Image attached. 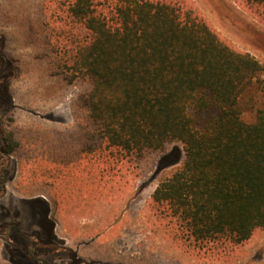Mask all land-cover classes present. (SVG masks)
<instances>
[{"label": "trees", "instance_id": "16d2710c", "mask_svg": "<svg viewBox=\"0 0 264 264\" xmlns=\"http://www.w3.org/2000/svg\"><path fill=\"white\" fill-rule=\"evenodd\" d=\"M236 2L264 23V0ZM0 70L19 196L51 213L95 192L113 202L180 142L183 164L146 207L153 232L222 260L264 229V65L191 0H2ZM75 88L62 128L52 112Z\"/></svg>", "mask_w": 264, "mask_h": 264}, {"label": "rangeland", "instance_id": "374dc122", "mask_svg": "<svg viewBox=\"0 0 264 264\" xmlns=\"http://www.w3.org/2000/svg\"><path fill=\"white\" fill-rule=\"evenodd\" d=\"M191 2L196 10L203 14L225 39L239 50L250 53L264 65V23L244 10L236 0H226L227 4H224V6H221L218 1L191 0ZM0 73H3L2 70H0ZM76 92L77 88L70 94V97L58 103L52 112L58 122L57 124L62 128L72 127L73 119L70 113V102ZM256 98L258 107L262 106L264 99L260 98V95ZM45 114V112L42 113V116H45ZM245 117L248 118L249 115L246 114ZM5 159H7L6 163L8 162L7 169L5 168L8 179L6 191L11 195L9 181L16 172L15 160L12 157ZM184 160V147L180 142H175L165 152L155 157L154 167L150 173L137 179L130 190L122 196H119L118 192H114L116 197L113 202H110L113 197L107 194L100 198H95L99 196L96 192L87 194L91 197L92 203L85 206L82 202V207L85 210L71 209L64 213L61 210H52L50 219H56V231L59 230L61 234L71 237V240L69 239L71 242L82 239L98 240V242L97 240L94 241L93 244H85L83 248L81 247L76 251L78 256H81L88 263L264 264V229L257 230L247 244L239 248L234 255L222 260L195 259L187 256L153 232L146 217L148 201L157 186L180 167ZM57 185L59 188H64L62 184L59 185V181ZM17 190L23 193L28 192V195L31 194L29 191H33L26 186H20L18 182ZM6 199L14 202L16 205H12L17 208L11 209L6 217H2L3 223L17 222L18 229L30 235L34 231V226L37 227L38 224L32 222V217L27 211H24L25 203L17 200L15 196L14 199L16 200L10 196H7ZM34 207H38V205L34 203ZM0 214L3 215V212H0ZM0 223L2 224L1 220ZM62 225H69L73 231L69 229L66 233H63L61 231ZM4 228L0 225V229ZM67 245L70 246L73 243ZM99 247L105 253H102ZM107 258L113 263L109 262Z\"/></svg>", "mask_w": 264, "mask_h": 264}, {"label": "flooded vegetation", "instance_id": "af4514ba", "mask_svg": "<svg viewBox=\"0 0 264 264\" xmlns=\"http://www.w3.org/2000/svg\"><path fill=\"white\" fill-rule=\"evenodd\" d=\"M8 100L1 96L0 92V245L4 248L3 254L5 256L12 257L14 259H19L28 264H77V259L75 253L66 246L65 239L60 237L56 231L57 223L50 219V207L45 203V201L40 199V196L24 198L16 194L12 190V184L17 176V171L12 179H10L9 187L11 195L6 191L8 179L5 174L7 169V157L1 139V127L3 126L5 116L7 111L4 110ZM11 158V157H10ZM6 168V169H5ZM16 170V161H15ZM22 201L25 203V210L32 217V222H37L38 226H34V231L30 235L21 232L17 227V222H10L4 224L2 217H6L11 209H16L14 202L6 199L10 196L14 199ZM16 200V199H14ZM8 203H10L8 205ZM34 203L38 207H34ZM7 204V205H6ZM13 204V205H12ZM10 206V207H7ZM41 222V223H40ZM43 222H45L43 224ZM61 263H60V262Z\"/></svg>", "mask_w": 264, "mask_h": 264}, {"label": "crops", "instance_id": "0c3cea01", "mask_svg": "<svg viewBox=\"0 0 264 264\" xmlns=\"http://www.w3.org/2000/svg\"><path fill=\"white\" fill-rule=\"evenodd\" d=\"M2 0H0V2H1ZM69 229H71V227L69 226V225H62L61 226V231L63 232V233H66V231H68ZM72 230V229H71ZM73 231V230H72ZM57 233H58V235L60 236V237H62V238H64L65 239V243H66V246L69 248V249H71L74 253H75V255H76V259H77V264H98V263H93V262H90V263H88V262H86V261H84L83 260V258L81 257V256H78V254H77V250L79 249V248H83V246H85V244H93V243H95L96 242V240L97 239H92V240H84V239H82V240H73L72 242L70 241L71 240V237H67L66 235H64V234H61V232L58 230L57 231ZM70 239V240H69ZM95 241V242H94ZM97 242H98V240H97ZM71 244V243H73V245H70V246H68L67 244ZM99 244V243H98ZM90 246V245H89ZM99 249H100V247H99ZM3 251H4V248L0 245V264H28V263H26L25 262V260L24 261H20L19 259H14V258H12V257H9V256H5L4 254H3ZM100 251L102 252V253H105V251H103L102 249H100ZM109 257V256H108ZM107 260L109 261V262H112L113 263V261H111L110 259H108L107 258Z\"/></svg>", "mask_w": 264, "mask_h": 264}]
</instances>
